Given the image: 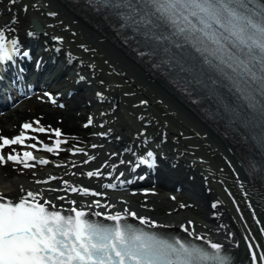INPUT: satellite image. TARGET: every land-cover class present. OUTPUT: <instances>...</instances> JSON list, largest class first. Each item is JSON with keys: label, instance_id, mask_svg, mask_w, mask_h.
Returning <instances> with one entry per match:
<instances>
[{"label": "bare ground", "instance_id": "6f19581e", "mask_svg": "<svg viewBox=\"0 0 264 264\" xmlns=\"http://www.w3.org/2000/svg\"><path fill=\"white\" fill-rule=\"evenodd\" d=\"M31 19L39 22L38 31L30 24ZM53 22L73 35L79 33L74 28L80 27L84 33L78 40L88 52L82 53L69 36L52 28ZM0 29L10 39L18 41L14 60L24 61L20 62L24 67L34 65L36 72L45 69L46 80L61 90H53V97L69 94L63 102L65 106L78 117L91 119L96 128L92 135L96 147L77 148L73 156L77 158L73 160L74 169L68 163L52 166V169L59 175L68 173L65 180L72 185L104 194L82 197L63 191L50 192L48 186L60 189L63 181L41 186L25 178L8 179L0 171V195L15 198L22 195L21 188L33 192L43 190L45 198L64 208L72 205L56 197L75 199L81 206L99 199L102 204L115 207L92 211L114 213L128 208L138 216L155 221L163 229L186 225L195 235L204 237V241L221 245L233 262L251 263L249 245H252L251 251L257 252V264H260L259 255L264 253V229L257 227L261 211L264 226V177L251 162L244 143L192 108L157 68L148 66L129 48L111 22L93 14L90 5L82 0H15V3L0 0ZM26 49H31L28 60L21 56ZM105 60L120 79L109 71L101 73L99 67ZM37 61L39 64L35 65ZM12 66L11 62L0 65V73L5 76L13 73ZM118 82H126V87L121 89ZM123 91L135 94H123ZM119 98L125 100L123 113L138 123V127H132L124 115L117 112ZM94 101H100L99 107L89 114L84 113L85 107H94ZM165 115H170V120ZM146 141H151L153 146H147ZM148 151L157 157V172L164 178L160 189H153L149 184L116 189L103 187L108 183L121 184V181L136 182L138 179L133 180L136 163L133 159L146 156ZM89 157L92 159L85 164ZM97 169H101L102 177L84 175ZM140 190L145 192V204L138 202ZM160 206L168 213L157 215Z\"/></svg>", "mask_w": 264, "mask_h": 264}, {"label": "snow or ice", "instance_id": "6c2138e0", "mask_svg": "<svg viewBox=\"0 0 264 264\" xmlns=\"http://www.w3.org/2000/svg\"><path fill=\"white\" fill-rule=\"evenodd\" d=\"M11 2L15 3V0ZM104 3L109 7L127 9V18L134 24L147 26L152 24L153 18L163 21L173 36L180 37L202 55L207 53L219 61L216 67L228 79L243 81L264 95V0H104ZM137 16L139 20L135 19ZM154 39L162 42L169 37L156 36ZM175 46L182 47L181 44ZM17 51L18 41L10 39L0 29V65L14 61ZM23 55L29 54L24 52ZM208 56H205V63L211 64ZM225 68L231 73L225 72ZM179 70L186 71L182 65H179ZM22 127L45 131L42 127L33 128L31 124ZM54 134L61 136L58 129ZM26 139L34 137H26L24 132L12 139L0 137V150L16 144L37 148L36 144L25 145ZM61 143L57 139L55 148H59ZM43 147L46 151H54L53 147ZM91 159L89 157L84 163ZM156 159L154 153L148 151L146 156L137 159L135 166L152 168ZM29 160H37L30 151L6 157L0 154V163L13 161L22 163L25 168L34 166L27 163ZM38 163L47 164L49 161L39 159ZM84 175L100 178L103 173L97 169ZM48 182L35 181L37 184ZM63 185L60 189L49 188L48 191H63L82 197L104 195L68 181H63ZM103 187L116 189L117 184L108 183ZM20 191L24 194L11 199L0 195V264H228V257L221 254L218 243L205 241V246H200L178 238H165L155 231L146 230V227H159L155 221L138 216L128 208L114 213L91 211L94 208L111 209L115 205L102 204L95 199L81 206L75 199L56 197V200H67L72 205L64 209L52 199L45 198L43 190L33 192L21 188ZM130 219L138 221V224L130 222ZM184 230L196 240H205L188 228ZM249 249L252 264H257V252L251 251L252 245ZM259 261L264 264V253L259 255Z\"/></svg>", "mask_w": 264, "mask_h": 264}, {"label": "rangeland", "instance_id": "374dc122", "mask_svg": "<svg viewBox=\"0 0 264 264\" xmlns=\"http://www.w3.org/2000/svg\"><path fill=\"white\" fill-rule=\"evenodd\" d=\"M90 26L92 27L93 25H90ZM52 28H58L61 31H63L65 35L69 36V38L74 43L75 47L79 48L82 53L88 52L87 49L84 48L83 43L79 42L80 40H78L80 36L81 37L83 36V34L81 35V33L82 32L84 33V31L81 30L80 27L78 28L73 27L76 30V32L80 33V34L78 33V35H73L69 30L59 27V23L53 22ZM118 46L121 47L120 45ZM94 48L97 49V47H94ZM102 62H103L102 67H99L101 73L109 71L120 79L119 75L115 72V70L112 69L111 64H109L106 60ZM125 83L126 82L124 83L122 82V84L120 83L121 89L126 87ZM127 93L135 94V92L123 91V94H127ZM121 99H120V102L118 103L119 107L117 109V112L123 116L127 114L123 113L125 100L121 101ZM28 100L29 99L22 101L21 103L16 105L14 108L9 109L3 114V116L0 118V137H4V135H7V137H10L12 134L13 135L18 134V132L20 131V127H21L20 126L21 120L27 119L35 123L38 121L39 124L44 125V126L46 125L49 126L51 131L48 132V135L44 136L46 139L51 140L52 138L55 137L54 130L58 129L60 132H62L66 139L67 145H68V148H67L68 151L70 150L69 148H76V147H82L84 149H88L94 144L92 142V135L95 133L96 128L92 125L90 127H85V125L87 124L86 118L78 117L76 112L70 109L68 106L65 107L64 105L50 103L45 98L43 99L35 98L32 101H28ZM113 105H115L116 107V104H113ZM97 106L99 107L98 103L94 101V107H85L86 111L84 113L89 114L90 110L94 112ZM43 114H45L46 117L49 118L48 121L54 120V125L50 124L51 122L49 123L42 122L40 117L45 116ZM165 116L168 117V119L170 120V115H165ZM37 117L40 119L41 122L38 120ZM133 124L139 125L138 123H135V122H133ZM72 128L74 130L73 134L69 133V129H72ZM0 143H2V141H0ZM198 146H200V143L198 144ZM21 151L22 150L18 148L16 150L9 151V153H13V152L19 153ZM71 159H72V156L68 153L66 155H61L59 157L57 156V153H56L52 156L50 164L59 165L63 163L65 164L68 163L71 168H74L75 167L74 164L76 165V163H74L73 160ZM50 169L51 168L49 166L48 167L46 166L38 167V168L30 167L26 169L25 167H21L19 164L15 165V164L10 163L9 161L1 164V174H3L8 179H13L14 177H18V178L22 177L27 180L33 181L34 180L33 176L35 174L49 172ZM67 174L68 173H65V175L61 176L63 180H65ZM153 188L159 189V187H156V186H154ZM139 197L140 198H138V202L140 204H145L144 199H146V196L144 195V196H139ZM157 210H158V212L156 213L157 215L163 216L166 213H168V210H166L164 207H161V206L158 207ZM259 221H260V224L258 225L257 229H264L263 228L264 226L262 223V212L259 213Z\"/></svg>", "mask_w": 264, "mask_h": 264}]
</instances>
